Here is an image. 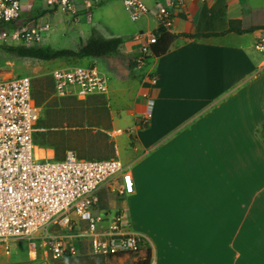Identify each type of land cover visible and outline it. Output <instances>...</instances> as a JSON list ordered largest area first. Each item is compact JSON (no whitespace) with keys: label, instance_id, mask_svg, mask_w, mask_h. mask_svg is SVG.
I'll use <instances>...</instances> for the list:
<instances>
[{"label":"crops","instance_id":"1","mask_svg":"<svg viewBox=\"0 0 264 264\" xmlns=\"http://www.w3.org/2000/svg\"><path fill=\"white\" fill-rule=\"evenodd\" d=\"M223 1L221 13L218 0L186 1L183 9L167 1L176 40L165 55L148 57L142 70L132 67L139 77L131 105L118 94L124 121L133 126L117 129L114 157L126 155L134 190L119 206L108 199L106 208L122 211L135 233L147 237L150 264H264V146L256 136L264 123V70L255 47L262 31L178 37L219 32L230 20H240L242 29L260 26L245 18L238 0ZM21 7V17L57 13L28 2ZM135 44L121 40L117 51L130 60L139 52ZM148 100L147 124L136 127ZM35 148L36 157L54 159L51 150Z\"/></svg>","mask_w":264,"mask_h":264},{"label":"built area","instance_id":"2","mask_svg":"<svg viewBox=\"0 0 264 264\" xmlns=\"http://www.w3.org/2000/svg\"><path fill=\"white\" fill-rule=\"evenodd\" d=\"M40 1L46 11L59 12L71 24L82 16L90 20L91 11L103 2ZM120 1L131 20L153 16L158 27L171 30L174 15L166 5L169 0ZM186 1L192 0H177V4L183 9ZM22 12L20 0H0V46H40L49 23H20ZM134 41L140 43V50L130 60L142 70L152 56L155 38L152 33H138ZM255 47L264 56V32ZM49 77L55 98L84 101L109 92L108 78L93 63H65L52 69ZM145 77L155 83L150 73ZM31 90L27 76L0 79V249L8 256V242H25L30 261L39 255L50 260L78 257L84 247L95 257L143 254L149 248L148 239L132 231L122 211L103 206L108 199L123 200L133 193L129 166L117 157L80 159L72 151H66L61 161L36 157L33 134L41 108ZM151 106L148 100L147 114L136 127L146 126ZM120 134L110 132L113 137Z\"/></svg>","mask_w":264,"mask_h":264},{"label":"rangeland","instance_id":"3","mask_svg":"<svg viewBox=\"0 0 264 264\" xmlns=\"http://www.w3.org/2000/svg\"><path fill=\"white\" fill-rule=\"evenodd\" d=\"M238 1L242 6L245 18L250 17L252 24L264 26V0ZM20 2H28L31 6L43 5V2L40 0H20ZM215 6L216 13H218V11L221 13L222 7L218 3ZM249 9L252 10V12ZM23 22L28 24H42L48 22L50 28L42 33L40 47H48L52 50H76L81 45V42L86 41L88 37H90L91 31H96L104 38H109L110 36L121 38L123 44L128 43L132 46L135 42H138L133 41L137 35L132 40L131 37L133 33L140 31L143 34H150V30L156 25V21H154L151 16H143L137 20H131L120 0H103L100 5L91 11L90 20L82 16L79 18L78 22L73 24L67 23V17L61 15L59 12L55 13V15L50 18L44 17L41 20L39 17L29 18V15L27 17L24 16L21 17L20 23ZM215 28L216 27H213V29ZM223 29L219 30L221 31ZM88 61V59H84L81 60L80 63H73L86 65ZM91 61L96 68L108 78L111 90H109L106 96H94L81 102H78L75 98L56 99L51 94L49 73L52 69L64 65L66 63L64 60L42 62L20 58L4 50V47H0V79L16 76L29 77L34 91L41 89L47 91L46 95L49 98L45 101L46 106L56 103V108H54V110L61 111L62 109L61 114H63L64 120L66 119L68 122L72 123H82L83 127L81 126V128L78 129L76 138L82 140L84 145L86 144L85 140L93 144L92 151L96 156H99L96 157L97 159H108L115 156L114 145L116 144L114 141L116 136H110V132L112 130L117 131V129L126 130L129 128L128 126H133V121L131 119L124 121L123 112L125 109L118 107L120 104L119 102H121L119 101L120 98L118 94H124L125 104L131 105L133 102L132 85L138 80L139 76L135 74L137 72L136 70L132 71L129 58L123 56V54H119V51L114 55L93 59ZM120 84L121 86L125 85L122 93L117 91ZM44 112L45 109L43 106L41 111L43 117H41V120L49 121L53 115L50 114L48 117V115L45 116ZM96 122L99 124L98 128L93 129L88 127L89 124H95ZM112 122H114V126H112ZM256 136L264 146V134L261 133V130H257ZM123 139L124 137L117 138V141H122ZM117 144L120 148L124 146L123 142H121V145L120 142ZM51 151L55 158L54 151ZM124 156L126 155L122 154L120 159H118L124 162ZM120 201L122 200L117 201L118 203L116 206H119ZM103 206L105 208L107 207L106 202L103 203ZM109 209L112 210L113 208ZM131 229L134 231L133 228ZM8 248L10 252L8 256L0 249V264H140L145 254L136 253L115 257H95L89 254L88 250L84 247L81 249V253L78 257L50 260L39 255L36 259L30 261L27 257L25 242H8Z\"/></svg>","mask_w":264,"mask_h":264},{"label":"trees","instance_id":"4","mask_svg":"<svg viewBox=\"0 0 264 264\" xmlns=\"http://www.w3.org/2000/svg\"><path fill=\"white\" fill-rule=\"evenodd\" d=\"M223 0H218V4L224 8ZM202 14H205V10L202 11ZM255 31H264V26H252L247 29H242L240 20H230L226 23V26L223 30L219 32H196L193 34L183 33L178 35V37L184 39H207L211 37H220L225 34L233 33L236 35L249 34ZM152 35L155 38V43L150 46L151 55L153 58H159L165 55L168 50L173 45L177 36L171 35L169 32L164 31V29L157 27ZM121 45L120 38H104L96 31H91L90 37L81 42V45L76 50L62 49V50H52L48 47H25V46H0L4 47L9 53H13L20 58L33 59L42 62H50L56 60H64L67 64H77L73 62H79L84 59H100L117 53L118 47ZM130 62V61H129ZM131 63V62H130ZM131 67H135L134 63H131ZM51 84V82H50ZM51 94H52V84ZM32 89V85H31ZM32 91V96L35 103L41 108L44 106L45 116L48 117L53 115L49 121H42L41 115L38 124L36 126V131L33 134V143L38 148L51 149L55 153L54 160L61 161L64 159L66 151H72L78 158L85 160H108V159H97L93 151V144L88 140L84 145L83 141L76 138V133L82 123H72L68 122L66 119H63L62 109L61 111H56V103L47 105L45 101L49 98L46 93V90ZM53 96V95H52ZM57 99V98H56ZM81 102V101H78ZM45 104V105H44ZM264 109V104H263ZM98 123L89 124V128L96 129L98 128ZM261 133L264 134V123L259 128ZM257 135V132H256ZM114 158V157H112ZM142 257L140 264H150V249L146 248Z\"/></svg>","mask_w":264,"mask_h":264},{"label":"bare ground","instance_id":"5","mask_svg":"<svg viewBox=\"0 0 264 264\" xmlns=\"http://www.w3.org/2000/svg\"><path fill=\"white\" fill-rule=\"evenodd\" d=\"M34 150H35V153H36V148ZM37 153L40 154L39 156H42L43 155L42 152H37Z\"/></svg>","mask_w":264,"mask_h":264}]
</instances>
